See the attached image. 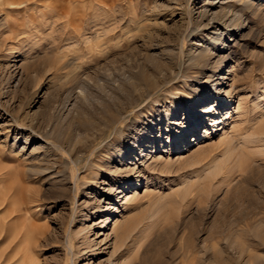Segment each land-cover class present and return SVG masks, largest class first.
Masks as SVG:
<instances>
[{
	"label": "rangeland",
	"instance_id": "1",
	"mask_svg": "<svg viewBox=\"0 0 264 264\" xmlns=\"http://www.w3.org/2000/svg\"><path fill=\"white\" fill-rule=\"evenodd\" d=\"M23 2L12 8L10 0H0V264H264V142L248 140L264 137V0L253 8L242 0H61L57 9L54 0ZM110 3L114 15L121 14L114 17L122 20V32L107 34ZM228 18L236 24H226ZM214 31L221 40L210 66L187 69V52L209 45ZM220 58L223 66L216 64ZM165 62L168 84L161 91L125 90L136 83L143 88L142 73L153 74ZM213 73L220 85L206 83ZM232 83L234 103L220 109L233 106L226 130L204 122L196 143L186 145L183 128L199 117L195 111L216 101L217 88L223 97ZM121 86L124 91H116ZM168 90L193 99L203 90L210 95L194 107L179 96L176 109ZM69 91L70 113L64 109ZM82 91L89 102L77 99ZM107 97L109 106L124 107L125 119L103 136L83 129L79 114L98 115ZM158 97L167 100L166 109L149 106ZM153 126L164 130L160 150L121 147L124 139L150 135ZM169 126L175 130L168 132ZM233 129L238 132L226 144L222 138ZM116 146L126 156L136 150L139 187L131 179L134 166L114 159ZM40 169L50 172L35 173ZM50 174L62 184L48 180ZM127 178L128 190L107 199ZM135 193L136 201L124 203V195ZM117 218L121 227L131 223L124 244L121 227L113 230ZM83 224L90 228L77 236ZM83 243L94 246L85 250Z\"/></svg>",
	"mask_w": 264,
	"mask_h": 264
},
{
	"label": "bare ground",
	"instance_id": "2",
	"mask_svg": "<svg viewBox=\"0 0 264 264\" xmlns=\"http://www.w3.org/2000/svg\"><path fill=\"white\" fill-rule=\"evenodd\" d=\"M24 0H17V2L15 1V2H12L11 0H10V7H12V8H15V7H18V6H20L21 4H23L24 2H23ZM42 1V0H41ZM55 2H54V7L57 9L58 7H60V5H59V3L60 2H58V1H61V0H54ZM63 1H68V0H63ZM87 2H89V0H86ZM114 1V0H113ZM176 1V0H175ZM243 1V3L244 4H247L248 6H249V8H253L254 6H255V0H242ZM5 2V1H4ZM178 2V1H177ZM176 2V3H177ZM64 6H66V4L64 5ZM118 6V5H117ZM166 6V5H165ZM115 8H117L116 7V4H114V3H110V4H108V16H107V22L109 23V29H107L108 31H107V34H108V32H113V31H115L117 28H119V29H121V32H122V30H123V24H122V20H120L121 19V14L120 15H117V13H115V15H117L116 17H118L119 16V18L120 19H117L116 17H114L115 15H114V12H115ZM177 10V9H176ZM117 11V10H116ZM121 11V10H120ZM204 12V11H203ZM167 13V12H166ZM172 13V12H171ZM181 13V12H180ZM205 13V12H204ZM230 13V12H229ZM162 14V13H161ZM164 14V13H163ZM7 16V15H6ZM205 16H206V14H205ZM224 16L226 17L227 16V14H224ZM223 16V17H224ZM0 18H1V16H0ZM236 18V17H235ZM31 19V18H30ZM158 19V18H157ZM1 21V20H0ZM28 21V20H27ZM31 21V20H30ZM76 21H74V23H75ZM116 22V23H115ZM114 23L115 24H117V26L115 27V25H114ZM150 23V22H149ZM156 23V22H155ZM232 24V23H235V20L234 19H232V18H228V21L226 22V24ZM148 24V23H147ZM236 24V23H235ZM8 26H10L11 27V24L9 25V24H7ZM107 26V27H108ZM112 26V27H111ZM201 26H203V23H201ZM78 28V27H77ZM157 29V28H156ZM147 32V31H146ZM99 33V32H98ZM150 35V34H149ZM226 35V34H225ZM116 36V35H115ZM153 36V35H152ZM151 35L149 36V38H151L152 37ZM7 38V37H6ZM118 38H121V35H119V37ZM111 40V39H110ZM221 40V34L218 32V31H214V33H213V35H212V37L210 38V43H209V45H202V46H200V47H198V48H192V49H190L188 52H187V55H186V61H185V63L188 65L187 66V69H207L208 68V66H210V64H211V60H212V58H213V51L215 50L214 49V47L215 46H217V48L220 46H218V44H219V41ZM115 41V40H114ZM117 46H118V44H117ZM171 50V49H170ZM218 50H219V48H218ZM216 51H217V49H216ZM172 52V51H171ZM19 54V53H18ZM21 54V53H20ZM19 54V56H17L18 58H20V56L22 55H20ZM163 55V54H162ZM12 56V55H11ZM158 56V55H157ZM16 57V58H17ZM159 57V56H158ZM15 58V59H16ZM123 58V57H122ZM162 58H164V57H162ZM115 59V58H114ZM147 59H148V61H153L154 60V58L152 57V56H150V55H148V57H147ZM169 59V58H168ZM58 61H59V59H57ZM60 60H62V59H60ZM164 60V59H163ZM161 61V60H160ZM159 61V62H160ZM165 61V60H164ZM224 61H225V59H223V58H220V59H218V61L216 62V64H220L221 63V66H223V64H224ZM14 62H15V60H14ZM158 62V61H157ZM162 62V61H161ZM74 63V60H71V61H67V62H65V63H63V65L60 67V69H65V68H67V67H69L70 65H72ZM54 66H55V64H54ZM156 66V65H155ZM221 66H215V67H217V69L218 70H220L221 69ZM73 67V66H72ZM26 67H21V69H25ZM170 69V65L168 64V63H161V65H157V67L155 68V70H154V73L153 74H150V75H148V76H146V74H144V73H142V80H140L139 82H141V81H143V88H141L142 86H139V84H132V85H130L131 86V88H129L128 90H127V88L125 89L127 92H135V91H137V92H140L141 91V89H143V90H145L147 93H148V95H150L151 94V91H153V92H159V91H161L163 88H164V86H166L167 84H168V80H167V71ZM69 73V72H68ZM219 74H220V72H218ZM215 73H213V75L211 76V77H209V79L206 81V83L207 84H209L210 83V85L211 86H213L214 84H215V82L216 81H218V82H216V84L217 85H220V75L218 74L217 76H218V78H217V80H213L212 81V79L216 76V75H214ZM205 75V74H204ZM203 75V76H204ZM161 78L162 79V83H159L157 80H158V78ZM188 77L189 76H187L186 78L188 79ZM204 77H206V75L204 76ZM139 78V77H138ZM141 78V77H140ZM222 79H224V78H222ZM137 81V80H136ZM188 81V80H187ZM234 81V80H233ZM237 81V80H236ZM132 82H134V81H132ZM126 82H124V86L125 85H127V83L125 84ZM130 83V82H129ZM194 83H196V84H198L199 83V78H196L195 80H194ZM131 84V83H130ZM142 84V83H141ZM162 84H163V86H162ZM237 84V83H236ZM236 84H231L230 86H229V89H227L226 91H224V96L223 97H219V93L220 92H218V88L215 90V93H214V95H212V96H216V101L215 102H212L211 104L209 103V104H207L206 105V107H204L203 109H202V111L200 112V111H195V115L196 116H199V117H193L192 118V124H191V126L190 125H187V127H185V128H183V130L184 131H187V133L185 134V135H183L182 137L186 140L185 141V143H186V145H189V144H192V143H196V141L198 140V136H199V133H200V129H201V127H199L200 126V124H203L204 122H208V123H210L209 125H210V127H212V128H214V126L216 125V127L218 128L219 127V129L218 130H216V131H222V130H226V128H227V125H228V122H229V120L232 118V112L234 111L233 110V106H231L229 109H228V111L226 112V113H223V111L222 110H220L221 108H226V107H228V105H230V104H232V103H234V101H233V96H232V91H235L234 89H237V88H235V85ZM122 87L123 86H121V87H119L118 89H116V91H120L121 89H122ZM127 87H129V85L127 86ZM139 87H140V89H139ZM166 88V87H165ZM212 88V87H211ZM85 90V89H84ZM113 90H115V89H113ZM123 90V89H122ZM212 90V89H211ZM220 90V89H219ZM124 91V90H123ZM126 91H125V93H126ZM121 92V91H120ZM119 92V93H120ZM80 93V92H79ZM112 93V92H111ZM117 93V92H116ZM118 93V94H119ZM199 93H201V94H199V95H196V96H194V99H193V97H190V96H185V95H181L180 93H178L177 92V90H175V91H172V90H168V96H167V99H169V100H171L169 103L171 104V107H174V105H173V103H175V106H176V109H179L180 107H182V99L181 98H178L179 96H184L185 97V102L187 103V104H189V107H194V106H198L200 103H203L202 105H204V103L206 102V99L209 97V96H207V94H209L210 95V92L209 91H201V92H199ZM67 100H66V103H65V107H64V109L67 107V110H68V113H70L71 111H72V109L75 107V104H72V91H69V92H67ZM132 94V93H131ZM129 95V94H128ZM140 95H142V93L140 92ZM139 95V96H140ZM201 95V96H200ZM81 96V97H80ZM110 97H111V95H110ZM126 97V96H125ZM177 97V98H176ZM78 98H80L81 99V101H82V104L83 103H85V101L86 102H89V100H87L88 99V97H87V95H86V93H85V91H82L81 93H80V95L79 96H77V99ZM126 98H128V97H126ZM110 99V98H109ZM108 99V97H107V99L105 98V100H101L100 101V103L103 105V110L101 111V112H99V114L98 115H96V116H87V115H85V113H82L81 115L79 114V118H78V123H79V125H81L82 127H83V129H85V128H87V129H91V130H93V131H95V132H100V134H101V136H103L107 131H110L111 129H114L117 125H118V123L120 122V121H122L123 119H125V116L126 115H124V107L123 108H115V107H111V106H109V103H111V102H109L110 100ZM112 100L114 99V100H118L119 101V97H117L116 95H114L112 98H111ZM124 99V98H123ZM133 99V98H132ZM79 100V99H78ZM135 100V99H134ZM137 100V99H136ZM123 101V100H122ZM164 101H167V100H162V98L161 97H158V98H156V99H154L153 100V102H152V104H150L149 106L153 109V108H155V107H157V105H155L156 103L158 104L159 103V105H161L162 107H164L165 109L167 108V103L165 102L164 103ZM190 101H191V103H190ZM109 102V103H108ZM78 103H80V102H78ZM101 105V106H102ZM127 105V104H126ZM133 105V104H132ZM69 107H71V109H69ZM240 108V107H239ZM127 109V108H126ZM131 109H133V108H131ZM175 109V110H176ZM194 111V110H193ZM128 113V112H127ZM141 113V112H140ZM217 114H219V117L218 118H213V117H215ZM75 116V115H74ZM81 116V117H80ZM172 116V115H171ZM178 116V115H177ZM176 116V117H177ZM209 116V118L206 120V118ZM52 118V117H51ZM162 117H160V119H159V121H158V123H159V127L162 125V119H161ZM213 118V119H212ZM221 118V119H220ZM45 120V119H44ZM47 120V119H46ZM45 120V121H46ZM58 120V119H57ZM48 121V120H47ZM51 121V120H50ZM55 121V120H54ZM60 122V121H59ZM76 122V121H75ZM52 123V122H51ZM58 123V122H57ZM70 123V122H69ZM74 123V122H73ZM58 125V124H57ZM73 125V124H72ZM75 125V124H74ZM220 126H224L223 128H220ZM71 127V126H70ZM154 127H157V126H153L152 128H151V134L150 135H146L145 134V136H143V137H141V138H139V139H136V140H134V142H131V139L130 138H127V139H124V142H123V144H122V146L121 147H123V145H126V148H128V146L130 147V146H132V145H134V146H141V148L142 147H144V148H152L153 147V149L154 148H157L159 145V149L158 150H160L161 149V145H162V143H158L157 144V141L158 140H160V139H162V134L164 135V130H159V132H156V131H158V130H155L154 129ZM191 127V128H190ZM172 128L175 130V128L174 127H172V126H169L168 127V132H172L173 130H172ZM55 130H56V126H55V128H54ZM198 130L197 132H195V130ZM210 130V129H209ZM209 130L207 129V130H205V135H204V137L203 138H209V135H210V132H209ZM238 130H240V128L238 127ZM238 130H235V129H233V131H232V134H231V136L230 135H225L222 139H223V142H225L226 144H229V145H231L232 144V142H233V138H234V135H236L237 134V132H238ZM52 131H53V129H52ZM60 131H61V129H60ZM154 131V132H153ZM56 132V131H55ZM58 132V131H57ZM84 132H86V130L84 131ZM90 132V131H89ZM89 132H88V134H89ZM60 133V132H59ZM62 133V132H61ZM57 134V133H56ZM96 134V133H95ZM195 134V135H194ZM230 134V133H229ZM261 134V133H260ZM260 134L259 135H256V136H252V137H250L248 140L250 141V142H252V143H257V144H259L260 143V145H261V143L263 144V142H264V137L263 136H260ZM62 135V134H61ZM188 135H191L190 136V138H188ZM72 136V135H71ZM193 136H195V137H193ZM92 137V136H91ZM97 137V136H96ZM54 138V137H53ZM58 138V137H57ZM88 138V137H87ZM94 139H95V137H93ZM105 138V137H104ZM194 138H195V140H194ZM202 138V137H201ZM59 139V138H58ZM62 139V138H61ZM93 139V140H94ZM90 140V139H89ZM154 140V143L152 142V143H150L151 141H153ZM193 140H194V142H193ZM95 141V140H94ZM168 141H170V139H168ZM164 142V141H163ZM85 143H87V142H85ZM84 143V144H85ZM89 143V142H88ZM170 143H172V141H170L169 142V144ZM146 146H145V145ZM173 144V143H172ZM99 145V144H98ZM97 145V146H98ZM156 145V146H155ZM182 145V144H181ZM86 146V145H85ZM96 146V147H97ZM106 146V145H105ZM108 146V145H107ZM110 146V145H109ZM113 146L115 147V143H113ZM155 146V147H154ZM263 146V145H262ZM116 148H117V150H115V155H118V157L116 156V158H114V159H119V161L117 162L118 164H120V166L122 165V166H126V167H128L129 165H131V166H134V168L133 169H131V167H130V169L132 170L131 172H132V177H131V179H133L134 178V176L135 175H133V173H137L138 172V170H139V166L141 165L140 163H138L137 162V157L136 156H134V154H136V150L133 152V153H131V154H129V155H125V153H123L122 151H121V148H120V146H116ZM260 148V147H259ZM185 148H183V150H184ZM123 150V149H122ZM187 151V150H186ZM138 154V153H137ZM143 153H140V154H138V155H142ZM30 155H31V157H34L35 155L33 154V153H30ZM130 155H132V157H130V158H127L128 156H130ZM28 157H29V155H28ZM25 158V157H24ZM27 158V157H26ZM25 158V159H26ZM36 157H34V159H35ZM28 159V158H27ZM152 159H153V162H159L160 161V158H157V155L156 156H152ZM127 160H131L132 162L131 163H127ZM28 161V160H27ZM39 161V160H38ZM126 163H125V162ZM135 161V162H134ZM29 162V161H28ZM36 162V161H35ZM144 161H142L141 163H143ZM166 162V161H165ZM121 163H124V164H121ZM164 162H162V164H163ZM171 164H172V162H170ZM140 164V165H139ZM158 164H160V163H158ZM165 164V163H164ZM99 165V164H98ZM166 165V164H165ZM96 166V165H95ZM101 166V165H100ZM99 166V167H100ZM168 166V165H167ZM123 168V167H122ZM48 169V168H47ZM104 169V168H103ZM110 169V168H109ZM44 170V169H43ZM43 170H35V173H37V174H39V175H44V172H45V174L46 173H48V172H50V171H48V172H46L45 170L43 171ZM31 171V170H30ZM51 171H53L52 169H51ZM99 171V170H98ZM135 171V172H134ZM28 173H30V172H28ZM141 173V172H140ZM139 173V174H140ZM53 174H55V173H53ZM57 174H60V173H58L57 172ZM62 174V173H61ZM30 175V174H29ZM34 175V174H33ZM47 175V174H46ZM128 175V174H127ZM61 177H62V175H61ZM143 177V176H142ZM47 179L48 180H53V181H55V183H61V182H63L62 181V179L63 178H59L58 176H51V174H50V176H48L47 177ZM148 179V178H147ZM127 181L125 182V184H123V185H120L119 184V189H115L114 190V188L109 192V194H107V196H108V198L107 199H112V195L114 194L113 192H117L118 190H121L120 192H118V194H124L128 189H127V187L126 186H129V182H130V178H127L126 179ZM134 182H136L137 183V185H138V187L141 185L140 184V181L139 180H137V178H134ZM62 184V183H61ZM148 184H150V179H148ZM169 185V184H168ZM123 190V191H122ZM113 193V194H112ZM123 198H125V202L124 203H127L128 202V204H130V202L132 203L133 201H136L137 200V198H138V196H137V194L135 193L134 195H132V196H128V194H126V195H124V197ZM102 201V200H101ZM101 201H100V203H101ZM124 207H127V204L124 206ZM102 207H101V205H99L98 207H97V211H99L100 209H101ZM119 209H120V207L119 208H117V211H116V215L117 216H119L120 214L119 213H122L123 212V210L122 211H120L119 212ZM125 210V209H124ZM126 211V210H125ZM102 212V211H101ZM128 212V211H127ZM96 214V213H95ZM124 214V213H123ZM93 216H94V214H93ZM97 217V216H96ZM122 217H123V215H122ZM88 219H89V217H88V215H87V220H85V221H88ZM109 220V218H106L105 217V219L103 218V221H101V223L100 224H105L107 221ZM131 221V220H130ZM127 224H125V225H123L122 227H121V224H120V220L117 218V220L115 221V224H114V228H113V230H118V228L119 227H121L120 228V230H119V234H120V236H119V238L120 239H122V241H123V244H124V242L126 241V238H128V236L127 235H129V231H130V228H131V223L129 222H126ZM124 224V223H123ZM94 225H96V224H94ZM94 226L92 225L91 226V228H93ZM90 228V226H85L84 224L82 225V227L80 228V230L76 233V235L77 236H80V235H82L83 233H85L86 231H87V229H89ZM132 231H134V230H132ZM118 232V231H117ZM89 233L90 232H88L85 236H83V238L85 239V241L84 242H88L89 241ZM131 234V233H130ZM132 235V234H131ZM84 245H86L87 247H86V249L85 250H88V249H90V248H92L94 245H92L91 243L90 244H86V243H83ZM83 249V248H82ZM80 251H77L74 255H76L77 253H79ZM91 252L92 253H94V251H92L91 250ZM87 253V252H86ZM80 256V255H79Z\"/></svg>",
	"mask_w": 264,
	"mask_h": 264
}]
</instances>
